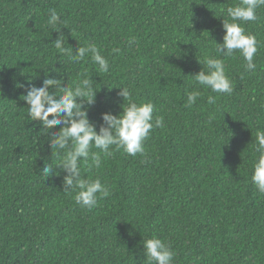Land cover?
I'll return each mask as SVG.
<instances>
[{
  "label": "trees",
  "instance_id": "obj_1",
  "mask_svg": "<svg viewBox=\"0 0 264 264\" xmlns=\"http://www.w3.org/2000/svg\"><path fill=\"white\" fill-rule=\"evenodd\" d=\"M237 3L0 0V264H147L143 243L153 236L173 251V264H264V194L251 180L256 132L264 131V7L256 21L239 22L256 37V70L245 71L238 51L218 57L231 94L212 93L194 77L198 61L223 42V18L233 22L221 9ZM49 9L64 22L61 33L47 26ZM89 43L109 61L108 72L90 56L72 58ZM85 74L97 91L88 112L97 131L102 113L125 106L120 87L137 103L151 102L153 123L162 116L164 124L151 131L143 155L112 146L99 168L82 165L83 179L110 188L90 209L63 191L66 172L54 165L57 174L42 175L60 157L17 86H41L46 75L72 86Z\"/></svg>",
  "mask_w": 264,
  "mask_h": 264
},
{
  "label": "clouds",
  "instance_id": "obj_2",
  "mask_svg": "<svg viewBox=\"0 0 264 264\" xmlns=\"http://www.w3.org/2000/svg\"><path fill=\"white\" fill-rule=\"evenodd\" d=\"M264 7V0H239L235 6L221 9L222 18L226 12L233 22L223 18L225 34L223 42L215 44V56L205 57L198 61L203 67L194 75L195 82L212 93L231 94L234 91L231 80L225 73L224 60L218 57H232L239 52L245 61V71L256 70L254 57L257 54L256 37L246 34L241 23L254 22L258 19L257 9ZM47 26L52 31L61 33V20L55 9L48 10ZM65 41L60 35L55 39V47L64 51ZM129 45L135 43L134 38L128 39ZM90 56L97 66L98 72L106 73L110 69L109 61L101 54L94 43L79 47L73 54L74 60H82ZM63 77L46 75L41 86L35 84H18L25 92L21 99L26 102L28 116L37 121L44 130L42 135L59 162L45 164L42 175L47 178L54 173V165L67 174L63 177V191L75 193L74 201L82 208L94 207L98 199L107 197L110 188L99 178L86 180L82 178V165L99 168L102 163L101 154L105 157L112 154V146L123 149L130 156L145 153L144 142L154 128L163 127V117H157L153 123L154 105L151 102L137 103L132 99V91L120 87L118 95L123 98L122 111L119 114L104 112L99 131L89 119L88 112L95 103L96 92L92 79L86 74L75 81L72 86L62 85ZM59 90V94H57ZM201 93L199 90L187 94V104H194ZM125 101L127 103L125 104ZM207 103L214 105L216 97L209 95ZM58 126V127H57ZM98 149L99 151H93ZM254 152L259 155L252 162L251 180L259 193L264 194V131L256 132ZM147 264H173V251L160 238L153 236L144 240Z\"/></svg>",
  "mask_w": 264,
  "mask_h": 264
}]
</instances>
